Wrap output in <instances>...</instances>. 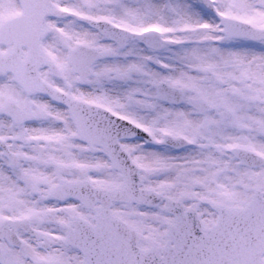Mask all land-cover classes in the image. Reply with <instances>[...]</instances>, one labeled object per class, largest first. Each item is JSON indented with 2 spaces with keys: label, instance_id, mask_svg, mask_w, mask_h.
Listing matches in <instances>:
<instances>
[{
  "label": "snow or ice",
  "instance_id": "obj_1",
  "mask_svg": "<svg viewBox=\"0 0 264 264\" xmlns=\"http://www.w3.org/2000/svg\"><path fill=\"white\" fill-rule=\"evenodd\" d=\"M0 264H264V0H0Z\"/></svg>",
  "mask_w": 264,
  "mask_h": 264
}]
</instances>
